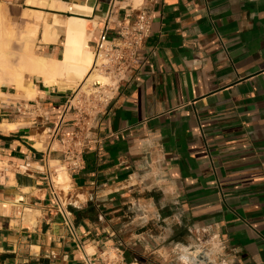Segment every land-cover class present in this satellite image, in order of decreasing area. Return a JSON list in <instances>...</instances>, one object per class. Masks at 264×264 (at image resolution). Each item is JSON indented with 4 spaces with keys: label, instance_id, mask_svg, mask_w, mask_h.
<instances>
[{
    "label": "crops",
    "instance_id": "0c3cea01",
    "mask_svg": "<svg viewBox=\"0 0 264 264\" xmlns=\"http://www.w3.org/2000/svg\"><path fill=\"white\" fill-rule=\"evenodd\" d=\"M28 1L0 0L30 24L42 22L49 55H38L58 60L64 35L43 42L45 23L85 20L91 50L111 11L113 36L135 8L128 0H47L91 9L75 14ZM140 6L151 14L149 63L94 121L80 122L76 86L65 78L25 75L32 99L16 86L2 91L0 264H103L111 250H120L121 264H169L193 246L192 227L218 237L227 264H264V0ZM33 12L43 13L40 22ZM77 127L84 148L73 170L59 133ZM57 164L68 171L66 192L53 181Z\"/></svg>",
    "mask_w": 264,
    "mask_h": 264
},
{
    "label": "built area",
    "instance_id": "2783aa9c",
    "mask_svg": "<svg viewBox=\"0 0 264 264\" xmlns=\"http://www.w3.org/2000/svg\"><path fill=\"white\" fill-rule=\"evenodd\" d=\"M115 8L113 6L112 9ZM112 14L111 11L91 46L93 62L90 71L104 77L105 82L93 83L91 90L84 93L76 88L72 98L76 104L75 110L80 116L81 123L84 122V119L90 122L99 117L114 99L121 84L134 79L137 73L146 68L149 63L144 47L151 34V14L148 9L139 6L134 8L131 13L125 14L118 21L117 34L113 36L109 33L112 30L110 28ZM79 131L80 127H77L74 131L59 133L64 154L70 162L69 167L73 170L81 168L84 145L79 137ZM1 170L0 168V172ZM56 198L59 201L57 195ZM61 213L65 218V224L71 226L70 212L61 209ZM189 233L201 245L202 250L208 251L207 245H210L212 240L216 242L219 250L216 254L218 259L221 260V264H227L220 256L224 250L223 243L209 229L192 227ZM185 250L186 248H182V253L178 254L169 264H213L212 253L196 250L186 254ZM102 261L103 264H121L123 261L122 253L120 250H111L104 255Z\"/></svg>",
    "mask_w": 264,
    "mask_h": 264
},
{
    "label": "bare ground",
    "instance_id": "6f19581e",
    "mask_svg": "<svg viewBox=\"0 0 264 264\" xmlns=\"http://www.w3.org/2000/svg\"><path fill=\"white\" fill-rule=\"evenodd\" d=\"M47 2H48L47 0L28 1V3L31 5H35V6L39 5L61 11H73L75 12V14L91 13V9L88 7L77 6L71 9L67 5L59 2L52 1L51 4ZM42 15L43 13L35 12V17H36L35 21L40 22ZM0 20H1V10H0ZM30 25L31 26H29L28 34L31 35L32 37L38 31L39 25L37 24L36 25L30 24ZM3 31L4 29L2 30V27H0V87L3 85L2 82L3 83L5 82V78H3V80L1 79L3 75L2 73L9 75L8 77L11 78V81L9 83L14 82L13 85L16 86L18 90L23 89L28 93L26 99L27 97L32 99L34 96H36L35 95L36 92L34 90H30V88H24L23 80L25 75H32L34 77H37L45 81L48 84L59 83V82L62 83V81L60 80L61 79L63 80L62 77L65 74H68V77H70L69 80L73 82L76 80H80V78L83 76L87 77L85 80V84L88 85L93 84L95 82H101V83L105 82L104 77L90 71L93 62V56L88 43L92 38V34L88 33L86 29L85 20L78 17L70 16L60 23L58 22L57 23L53 22V24L45 23L44 31H43L44 34L42 37L43 42L55 43L60 38L61 34L65 36L62 59L61 60L51 59L48 57L33 56L32 54V56L30 57L23 56L21 59V64L17 68H14L13 63L12 65L7 62V57L11 55V53L7 51L9 45L7 43V39H3L5 38ZM31 37L28 36L27 39L28 38L30 39ZM12 127L13 126H8V125L2 126L3 129H7V130L11 129ZM60 179H62V176L61 178L57 176V180L59 181Z\"/></svg>",
    "mask_w": 264,
    "mask_h": 264
},
{
    "label": "rangeland",
    "instance_id": "374dc122",
    "mask_svg": "<svg viewBox=\"0 0 264 264\" xmlns=\"http://www.w3.org/2000/svg\"><path fill=\"white\" fill-rule=\"evenodd\" d=\"M128 1H130L132 3V5H134L135 8L139 7L143 3V0H128ZM0 10H1L0 27H2V30L4 29L3 33L5 36V38H3V39H7V43L9 45L7 51L10 52L11 55H13V56L9 55L7 57V62L9 64L13 63L14 65L13 64L12 65L14 66V68H17L21 64V59L23 56L24 57H30V56H32V54H33V56H39L38 54H48L49 55L47 47H44V44L41 43L42 25H43L42 22L40 24V28L38 30V33L36 32V34H35L36 36L33 35L31 37V35L28 34L29 26H31L30 25V18H28L27 20L22 19L8 5H6L2 2H0ZM33 15L35 16V12H33ZM35 19H36V17H35ZM41 20H42V17H41L40 21ZM27 29H28V31H27ZM24 34H26V35H24ZM23 36H25V37H23ZM28 36H30L31 38L27 39ZM63 38L65 39V36H63ZM62 42L64 43V40H62ZM91 52H92V48H91ZM92 56H93V53H92ZM42 57H44V56H42ZM12 58H13V60H12ZM2 74H1L2 75L1 79L3 80V78H5V82L4 83L2 82L3 85L0 87V98L4 97V95H2V91L7 92L8 88H11L14 86L13 85L14 82L9 83L11 81V78L8 77L9 75L5 74V73H2ZM62 78L63 79L65 78L67 81L72 82V84H74L76 86V88H78V90L81 91V93L87 92V91L91 90V88H92V84H90V85L85 84V80L87 78L86 76L85 77L83 76L80 78V80H76L74 82L69 80L70 77H68V74H65ZM0 168H1V166H0ZM53 170H54V180L53 181L55 182V184H57V183L60 184V185H56L57 188H60V189L64 190L65 192L67 190H69L71 187V184H70L71 182L67 177V176H69L67 169L64 167H61L59 164H57L54 166ZM57 176L59 178H61V176H62V179H60L58 181ZM64 179H66V180H64ZM215 243L216 242H213V240H212L210 245H207L208 251H206L204 249L202 250L201 245H199L195 241V239H193V242H192L193 246L188 247L187 244L184 245L185 246L184 249L186 248L185 253L188 254L189 252H191V251L194 252L196 250L197 251L202 250L203 253H205V252L212 253L211 259L213 261V264H221V260H219L217 255H216L219 250H218L217 245Z\"/></svg>",
    "mask_w": 264,
    "mask_h": 264
}]
</instances>
